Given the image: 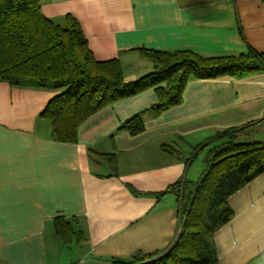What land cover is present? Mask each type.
<instances>
[{"label":"crops","instance_id":"obj_1","mask_svg":"<svg viewBox=\"0 0 264 264\" xmlns=\"http://www.w3.org/2000/svg\"><path fill=\"white\" fill-rule=\"evenodd\" d=\"M39 1L42 15L60 25L72 16L94 59H118L125 81L153 69L137 48L204 58L264 53V0ZM57 93L0 82L2 264H112L167 250L179 233L177 200L159 193L198 179L202 168L193 174V163L205 151L187 163L192 148L249 123L253 136L264 132V73L191 78L181 104L146 116L143 132L118 130L155 102L154 89L145 90L88 118L73 144L54 141L38 118ZM89 149L114 153L116 170L92 159ZM228 205L233 216L213 236L218 263L264 264V173ZM58 216L84 241L64 247L52 225Z\"/></svg>","mask_w":264,"mask_h":264},{"label":"trees","instance_id":"obj_2","mask_svg":"<svg viewBox=\"0 0 264 264\" xmlns=\"http://www.w3.org/2000/svg\"><path fill=\"white\" fill-rule=\"evenodd\" d=\"M135 50L153 69L125 81L118 59H94L72 16L66 15L60 25L42 15L39 0H0V82L58 91L38 118L50 125L52 139L60 143H76L78 129L88 118L145 90L154 89L155 102L120 124L118 130L132 136L143 132L146 116L157 118L181 104L191 78L264 73V53L252 50L237 57L216 58L191 51ZM250 125L226 129L193 147L187 163L220 141L207 149L205 168L196 182L179 180L159 193H172L177 200L179 233L171 246L163 252H136L112 264H219L213 236L233 216L228 199L264 173V139H252ZM89 156L116 170L114 153L89 149ZM52 225L64 247L70 249L84 241V235L64 217H55Z\"/></svg>","mask_w":264,"mask_h":264},{"label":"rangeland","instance_id":"obj_3","mask_svg":"<svg viewBox=\"0 0 264 264\" xmlns=\"http://www.w3.org/2000/svg\"><path fill=\"white\" fill-rule=\"evenodd\" d=\"M252 139L263 140L264 139V132L263 133H260V134H257L255 136H252ZM218 143H220V141L219 142H216L214 144H211L208 148L213 147L214 145H216ZM207 149L204 150L205 152H203L202 155L199 154L197 156V158L195 159V162L193 163V165H194L193 166V174H194L195 169L199 170L200 168H202V170L199 172V175H198V176H200V174L204 170V168H205V165H204L205 164L204 163L205 162V153H206ZM191 180H193V181H190V182H196L197 181V175L196 176H192L191 177Z\"/></svg>","mask_w":264,"mask_h":264},{"label":"built area","instance_id":"obj_4","mask_svg":"<svg viewBox=\"0 0 264 264\" xmlns=\"http://www.w3.org/2000/svg\"><path fill=\"white\" fill-rule=\"evenodd\" d=\"M0 264H2V263L0 262Z\"/></svg>","mask_w":264,"mask_h":264}]
</instances>
